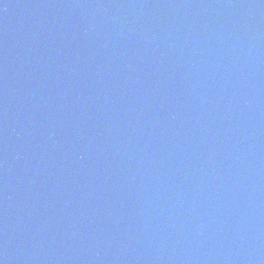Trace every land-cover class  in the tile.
Listing matches in <instances>:
<instances>
[{
  "label": "water",
  "instance_id": "obj_1",
  "mask_svg": "<svg viewBox=\"0 0 264 264\" xmlns=\"http://www.w3.org/2000/svg\"><path fill=\"white\" fill-rule=\"evenodd\" d=\"M0 264H264V0H0Z\"/></svg>",
  "mask_w": 264,
  "mask_h": 264
}]
</instances>
